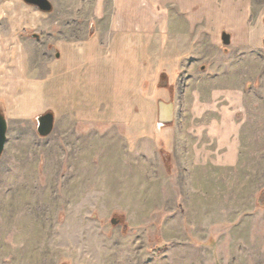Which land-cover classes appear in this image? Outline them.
Wrapping results in <instances>:
<instances>
[{
    "label": "rangeland",
    "instance_id": "rangeland-1",
    "mask_svg": "<svg viewBox=\"0 0 264 264\" xmlns=\"http://www.w3.org/2000/svg\"><path fill=\"white\" fill-rule=\"evenodd\" d=\"M14 1L0 0V46L18 36ZM80 1L51 0L52 26L20 32L22 47L51 54L48 35L76 34L71 21L91 16L94 0L78 13ZM212 1L243 18L244 35L211 26L206 69L150 91L147 114L135 106L124 121L86 122L48 110L46 137L39 113L8 117L0 264H264V0ZM159 100L174 102L172 123L158 121Z\"/></svg>",
    "mask_w": 264,
    "mask_h": 264
},
{
    "label": "crops",
    "instance_id": "crops-1",
    "mask_svg": "<svg viewBox=\"0 0 264 264\" xmlns=\"http://www.w3.org/2000/svg\"><path fill=\"white\" fill-rule=\"evenodd\" d=\"M218 6L212 0H94L90 17L83 14L71 21L76 34L48 35V42L55 43L50 54L22 47L20 34L44 26L49 12L24 0L11 2L6 13L18 36L11 34L0 46V102L5 109L0 113L8 120L59 110L86 122L124 121L135 106L142 108L140 115L147 114L150 91L173 83L175 77L185 86L194 79L198 63L201 71L206 69L208 42L203 34L211 26L244 35L243 18L238 13L228 18L227 7ZM83 9L81 0L77 12ZM33 37L39 39L38 34ZM220 63L221 74H231L223 66L226 60Z\"/></svg>",
    "mask_w": 264,
    "mask_h": 264
},
{
    "label": "water",
    "instance_id": "water-1",
    "mask_svg": "<svg viewBox=\"0 0 264 264\" xmlns=\"http://www.w3.org/2000/svg\"><path fill=\"white\" fill-rule=\"evenodd\" d=\"M27 4L37 7L43 12H50L53 8V4L50 0H24ZM221 39L224 45H230L231 35L230 33L223 31ZM264 43V38H263ZM175 117V104L174 102H166L164 100L158 101V121L161 124H169L174 121ZM55 126V115L52 111L37 116V132L40 136H49ZM8 133V120L3 113H0V157L3 155L7 143ZM113 222H115L113 220ZM65 264V263H62Z\"/></svg>",
    "mask_w": 264,
    "mask_h": 264
},
{
    "label": "bare ground",
    "instance_id": "bare-ground-1",
    "mask_svg": "<svg viewBox=\"0 0 264 264\" xmlns=\"http://www.w3.org/2000/svg\"><path fill=\"white\" fill-rule=\"evenodd\" d=\"M225 117H226V116H225ZM221 136H222V135H221ZM222 139H224V138H222ZM222 139H221V140H222ZM227 155H229V154H227ZM229 156H230V155H229Z\"/></svg>",
    "mask_w": 264,
    "mask_h": 264
}]
</instances>
